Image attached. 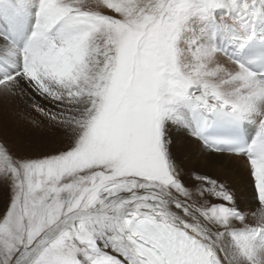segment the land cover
<instances>
[{
	"label": "snow or ice",
	"instance_id": "obj_1",
	"mask_svg": "<svg viewBox=\"0 0 264 264\" xmlns=\"http://www.w3.org/2000/svg\"><path fill=\"white\" fill-rule=\"evenodd\" d=\"M20 105L0 264H264V0H0Z\"/></svg>",
	"mask_w": 264,
	"mask_h": 264
},
{
	"label": "bare ground",
	"instance_id": "obj_2",
	"mask_svg": "<svg viewBox=\"0 0 264 264\" xmlns=\"http://www.w3.org/2000/svg\"><path fill=\"white\" fill-rule=\"evenodd\" d=\"M18 108L13 111L6 124L0 121V140L7 143L14 151L22 153L34 145H39L41 134L31 127L28 111L22 109L25 106L20 105ZM201 165L210 172L216 171L235 179L234 173L226 171L220 165H211L207 160H202Z\"/></svg>",
	"mask_w": 264,
	"mask_h": 264
},
{
	"label": "rangeland",
	"instance_id": "obj_3",
	"mask_svg": "<svg viewBox=\"0 0 264 264\" xmlns=\"http://www.w3.org/2000/svg\"><path fill=\"white\" fill-rule=\"evenodd\" d=\"M22 109H25L26 110V108H22ZM18 110H20L19 108H18ZM27 111V110H26Z\"/></svg>",
	"mask_w": 264,
	"mask_h": 264
}]
</instances>
